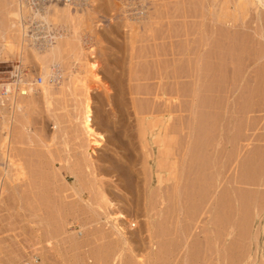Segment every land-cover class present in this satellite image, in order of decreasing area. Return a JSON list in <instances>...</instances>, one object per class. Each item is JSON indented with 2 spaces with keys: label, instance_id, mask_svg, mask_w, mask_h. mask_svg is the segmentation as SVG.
Returning a JSON list of instances; mask_svg holds the SVG:
<instances>
[{
  "label": "rangeland",
  "instance_id": "rangeland-1",
  "mask_svg": "<svg viewBox=\"0 0 264 264\" xmlns=\"http://www.w3.org/2000/svg\"><path fill=\"white\" fill-rule=\"evenodd\" d=\"M41 1L42 2H39L43 8L41 10L45 9L43 7L44 4L46 8L51 7L52 9V5L57 7L59 5L60 7L62 4L61 7L63 8L66 4H72V12L74 11V13H77L80 7H82L84 9L81 8L80 12H78L82 14H86V11L89 8H96V4H93L94 6H89L91 3L89 0H86V3L85 0H82V3L81 0H78V3L80 2L79 4L81 6L77 7L73 4L74 0H56V2L53 0L52 4L51 0ZM104 1L105 0H101L103 6L97 3V10L102 7L104 8L102 9L103 11H101V9L98 11L96 10L94 14V8L88 10L90 14L88 12L87 18L90 20L86 19V25H84L86 27L83 30L86 33L82 32V36L86 39L87 35H89L88 37L92 35L91 38L95 37L93 42H97V34L99 37L97 45H95L98 61H96V59L93 60V62H98L100 67L98 66V69L96 70V80L92 77L91 79L88 77V87L91 89L88 90L90 96L93 97L92 100L94 101V111L97 120L102 121L106 118V124L108 126L105 127V124L104 128L99 127L98 129V132L106 136L107 143L103 144V149L98 151V158L100 161L98 160L97 162L96 160V167L94 169V174L98 175V178L94 179V177H91L88 180L89 187L85 192L84 198L88 200L89 197L94 196L93 193L96 192L98 188L107 187V192L110 194L109 196L110 198L112 197L111 200L115 204L113 207L116 208H112V210L115 209L113 211L116 213L119 208H122V210L124 209V214L129 218L127 227L129 233L133 236V240L128 244L123 242L124 240L113 228L115 224L113 219L106 220L103 215H96L91 211L89 213L87 209L82 210L80 208L79 211L83 214L81 213L82 216L80 215L79 220L73 218H69L70 220L68 219L66 221L59 220V223H57L61 230L59 229L58 234L56 233V236L53 235L54 237H51L50 234H48L46 238H49L50 243L40 245L49 258L48 264H190V262L191 264H264V41L259 38L260 34L264 35V16L261 17V20L258 19L255 9H252L246 23H240L236 29H233V32H237L235 34L237 40L235 39L233 43L235 50L232 52V49H225L227 42L230 40L228 38V40L226 39L228 36L226 33H228V31L225 29L226 31L224 30V32H221L222 34L220 33L222 36L223 34L224 36L226 34L225 38H221H223L222 43L227 40L225 41L226 43H224L225 45L223 44L225 46L223 48L229 53H226L224 49H220L223 52L221 53L220 50H218V54V52L216 53L217 49L213 46L210 48L211 50L208 49L210 50V55L213 49L216 50L212 53L214 55L213 59L218 58L217 60L220 62L219 64L216 62V59L213 64L211 63L214 60H212V55L210 56L208 54L209 51L204 57L207 59V61L204 59L205 63L207 62V65L203 62L204 64L202 68L204 69L206 65L211 70L214 69V66L221 65V61H224L230 52L234 55L230 54L232 56L229 55L230 60H228L232 61V59H236L237 62L239 61L242 64L240 65L241 69L244 64L251 62L252 66L250 65L247 70L248 72H246V75L244 74L245 78L240 81L241 84L238 83L237 79L240 80L242 72L234 74H237L236 76L238 78H235L234 81L238 84L234 81L232 82L234 72L232 66L230 68L229 65H231V63L228 62L227 59L224 62V66H217L212 73L208 72L210 70L207 67L204 69L208 70L206 72L202 69L205 73L197 75V77L202 75V77H198V79L202 80L200 82V80L197 81L198 79L192 77L194 70L192 71L191 68L194 67L193 69H195V66H193L195 64H193V62L195 61L196 56L194 58V55L191 54L196 52H194L195 46H192L194 50L190 47L193 51L189 54L188 49H186L187 44H182L185 43L183 41L174 43L173 47L168 43L169 41H166L165 43L171 46L165 44L166 48L163 44H159V42H156V46L152 42L153 46H150L152 45L151 41L148 43L143 39V42H140L144 44L138 42L137 47H135L137 49L138 46L141 45L140 47H143L144 45L143 50L142 48L141 50L139 48L140 51H138V49L133 50L132 46H130L131 41H127L130 40L128 29L125 27L123 29L118 28L123 27V25L126 26L123 19L124 16L119 9L121 8L120 0H106L105 3ZM159 1L157 2V0H154V3L157 2L155 4H153V1H148V7L151 13L158 14V12H161V15H169L171 17L188 13V16H191V18L187 20V25L184 23V19L181 20V18H178V20L177 18L160 19V22L163 21V23H160L162 25H159L158 18V20H156L158 24L154 25L157 26L155 27L157 31L156 33L154 32V36H163L162 33L165 31L168 32L169 28H172L170 29L172 34H179V30L182 32L183 28H185L184 30L192 31L196 27H202V32L206 31L208 33V31L211 30V20L213 16L212 14V17L209 16L210 13L207 10L213 9V11H216L227 7L229 8V11L234 10V0H217V3H214L212 0H187L185 5L181 3L182 0ZM221 1L222 4L220 5ZM162 2H167V4L165 5ZM49 4H51V6H49ZM112 5H114V7ZM160 5L162 6V10H159L161 7ZM163 6H166V8ZM216 6H218V8ZM167 7L170 9L169 11ZM32 8H34V6ZM52 9L51 11H53ZM164 9H167L168 13L164 11ZM3 10L0 8V18L4 20L2 13H5V11L3 12ZM82 10L85 11L83 12ZM203 16H206L207 20L205 19L203 21ZM209 17H211V19ZM31 23L33 26L31 30L39 33L42 37L43 31H38V26L34 25L35 22L32 21ZM165 23H167L166 27ZM161 26L165 28L163 29ZM160 27L164 31H162ZM173 30L178 31L175 32ZM212 30L214 31V29ZM212 30L209 31V35ZM120 34H122V36H120ZM163 34L165 35L166 33ZM84 35H86V37ZM147 35L144 33V36ZM199 37L197 38V42L198 39H200ZM120 39L122 40L120 41ZM99 41L100 44H98ZM214 44L215 42L212 45ZM230 44L231 43H228V46ZM146 48H151L150 52L149 49L146 50ZM170 48L174 49L173 51L176 53L175 56L169 55L165 58L151 59L149 54L148 58L145 57L147 59L142 57L143 55L146 56L147 53H152L155 49L164 52V50L167 51V49ZM179 48H182L183 50H180ZM124 49L128 51L125 52V54L124 51L126 50ZM27 50L28 48L26 51ZM26 51L23 52V56H25L24 54H26ZM134 51L136 54H141L143 52L142 56L134 55ZM130 52H133L132 56H135L136 59L142 57L141 60H134L135 57H132V60ZM181 52L183 55H181ZM220 53L222 55V57H220L222 58L221 61L218 57L220 56ZM16 55L17 52L13 58L12 56L10 57L12 59H9L8 63L0 64V85H3L5 82H10L16 67L23 64L20 61L21 58L18 57L20 55ZM208 55L211 59L207 58ZM215 55H217V57ZM233 56L235 57L232 58ZM189 57L193 58L192 62V59ZM256 58L258 59L256 60ZM22 59L25 58L22 57ZM209 59L212 61L209 62ZM258 60L260 61L258 62ZM113 63L114 65H111ZM225 64H228L229 67L225 68ZM32 65H27L29 79L32 80L33 78L42 77L40 74H35L37 73V69ZM222 66L225 68H223L225 72L227 71V75L224 70L222 71ZM219 68H221V72L217 70ZM216 70L218 72H216ZM207 72L211 74H206ZM132 73L134 76L131 75ZM137 73L139 74L137 75ZM221 73L223 74L220 75ZM256 73H259L261 77L257 78V76H255ZM214 74L216 77L220 75L217 79L221 78L219 79L220 82L215 78V84H213L214 80L212 79L214 78ZM148 75L154 79H151ZM78 76L80 77V75ZM129 76L131 79L133 76V81L130 80ZM167 77L169 79H167ZM134 78H137V82L134 81ZM225 78L228 80H224ZM144 79L145 81H142ZM77 80L78 78L76 81ZM207 81L208 83H210V81L212 82L209 84V89L211 90L207 88ZM228 82H230L231 85ZM131 83L134 84V87ZM195 83H199L198 86L201 83L202 89L200 87L201 85L196 88V85H194ZM203 83L205 84V88ZM216 83L219 84L217 85ZM76 84V87H74L75 89L72 87L74 89L73 91H71V88V90L69 89L71 95H64L65 91L63 94H59L60 96H64V99L57 95L58 97H55L57 101L54 99V105L52 104V110L57 111L61 122L58 141H48V139H51V135L55 133V130L53 129L54 120L48 116L47 106L43 101H40L39 104L32 107V109L30 108L25 111V113L19 114V112H16V115H20L19 119L25 125L23 127L25 129L22 128L21 132V143L19 142L21 146L19 144L18 146L21 150L20 154L24 157L22 158V160H24L23 162L25 163L27 160V163H25L27 169L32 167V169L35 168L40 172V168H48L46 165L49 164L48 162L52 157L58 158V156H71L76 159V162L79 160V154L82 152H78L81 150L78 143L83 142L84 140L82 141V137L75 135V127L70 121L71 115L76 113L75 108L79 107L80 97L83 95V87L80 86V84L79 87L78 83ZM116 84L117 88H115ZM242 84H245V86ZM233 86H235L234 88L236 91ZM244 87L246 89H244ZM133 88H135V90ZM192 89L198 90L197 92L196 90L194 92ZM152 90L157 92L156 94L159 96L158 99H155L156 94L154 95V98H152L153 95H148L154 93ZM142 91L146 94L144 93V95ZM130 92L133 94L131 95ZM228 92L234 94L231 95ZM163 93H166L167 97H172V99H174V102L171 104V109H173L172 119L169 122H166L162 117L165 108ZM227 93L232 97L226 95ZM142 95L144 96L142 97ZM227 96L230 98V102L228 98H226ZM116 97L118 100H116ZM120 99L121 102L119 101ZM139 99L141 100L140 102H138ZM222 99L225 101L227 99L229 104ZM253 100L255 101L254 105L253 103L250 104ZM210 102H214L215 105L220 106L214 109V103H211L213 105L212 107ZM118 103H121L122 105ZM153 104L155 105L153 106ZM155 109L156 112L153 113ZM19 115H17V117H19ZM121 115L123 118L126 115V119H123ZM148 115L152 117H149ZM24 116L28 117L27 119L29 121L26 120ZM138 118L140 119L138 120ZM120 122H122V125ZM43 124H45V133L42 135V130H44ZM143 124L145 126H143ZM166 125L167 127H165ZM112 130L115 131L118 136L113 133ZM123 131L124 134L122 133ZM152 132L155 133L153 134ZM112 133L117 137L120 136L118 140L116 139L117 137L113 135L115 136V139L118 140L117 142H115L116 140L114 137L112 138ZM76 137H78L77 140L80 139L81 141L78 142L79 140L77 141ZM120 139H123V142ZM47 145L49 146L47 147ZM102 154L105 156L109 155V158H107L110 159L111 157L113 163L108 161L106 157L103 158L104 155ZM74 158H72V160H74ZM85 168L86 166L83 167V169L87 170ZM158 173L160 177H158ZM165 173L168 174L166 175ZM3 201L5 203L4 207H0V237L4 236L6 245L8 244V246H11L9 249H11L10 251L12 255L17 252L21 255V258L24 256L25 259L22 258L23 261H28V256L30 254L25 251L28 250L30 243H27L30 241V238L37 236L35 232H33L34 230L32 227L34 225L32 224V220H28V218H25L26 220H24V218H22V221L21 218L16 217V199L12 197L10 193L6 195V198ZM100 203L98 205H100ZM84 212H86V215H84ZM38 220L39 219H35L34 222L36 223ZM68 223H72L71 225L75 224V226H78L79 224L88 225L90 230L87 239L80 242L77 237L65 232L63 227L65 225L68 226ZM132 224L136 226H131ZM242 227L246 229V232H244L245 229ZM18 230L22 232V239L25 242V245L27 244V250L23 249L24 251H21L22 249L19 250V248L16 247V234H21ZM259 231H261V235L259 234ZM74 241H77L79 245H76ZM251 244L253 245L251 246ZM251 254L252 256H249L250 259L248 255ZM12 258L15 259L14 257ZM21 258L20 260L18 259V264L23 262Z\"/></svg>",
  "mask_w": 264,
  "mask_h": 264
},
{
  "label": "bare ground",
  "instance_id": "bare-ground-1",
  "mask_svg": "<svg viewBox=\"0 0 264 264\" xmlns=\"http://www.w3.org/2000/svg\"><path fill=\"white\" fill-rule=\"evenodd\" d=\"M52 1L51 0V4H52ZM60 1V0H59ZM78 1V0H77ZM91 3L89 6H94L93 4H96V8L95 7H92V8H89L88 10L90 9H95L94 10V14H95V11L97 10V3L101 6L102 5V2L101 0H89ZM103 1V0H102ZM106 1V0H105ZM104 1V3H105ZM108 1V0H107ZM148 1H153V4L157 3L159 0H157V2L154 3V0H120L121 2V8H119L118 10L122 13V15L124 16V23L126 24V26L123 25V27H118L120 29H123L124 27L128 29V32H129V36H130V40H127V41H131V45L132 46V49L133 50H137L140 51L141 48L143 50V47H140L138 46V48L136 49L135 47H137L138 45V42L142 41L143 42V39L146 41V42H150L151 43L153 42L156 46V42H159V44H163L164 47H166V45H169L167 43H165L166 41H169L168 43H170V45H172L173 47V44L174 43H179L178 41H183L185 43H182V44H187V48L188 49V52L190 54V52H192L194 49L193 47L195 46V50H194V54H191V55H194V58H195V61L193 62V66H195V69H193L194 67H192V71H193V76L191 74L192 77H195L196 79H198L199 76L202 77V75H199L197 77L198 74H202V73H205L206 71L208 70H204L206 69L205 67L208 68V66H206L207 62L205 63L204 59L207 61L206 58H204L208 53L209 51V55H210V48L213 46L215 49H217V51L215 49L212 50L211 52V55H212V60H210V56L208 55L207 58H210L208 61H212L211 63L213 64V62H215V59H216V62H218V58H215L213 59V54L214 53L213 51L215 50L216 53L218 52L219 54V51L220 49H224L223 47H225L224 43H226L225 41H227L228 39H230L227 44H226V47L225 49L227 48V50H231L234 51V46H233V43L235 41V39L237 40V38H235V34L237 32H233V29H236V27L242 23V24H245L246 23V20L247 18L249 17V15L251 14L252 12V9H255L256 11V16L258 17V19H262L261 17L264 16V0H234V10L233 11H229V8H221L220 10H216V11H213V9L211 10H207L210 14L209 16H211L212 14V25L211 24V30L214 29V31L212 30V34L210 33V35L206 32V31H203L201 30L200 27H196L195 29H193L192 31L191 30H184L185 28L182 29V32L179 30V34H172L171 33V30L172 28H169L167 27L168 29V32H163V33H166L165 35L162 33L163 36L161 35H158V36H154V32L156 33V28L157 26H154L155 24H158V22L156 20H158L159 18V25H162L160 23H163L160 22V19L163 20V19H169V18H181V20L184 21V23H188V19L191 18V16H188L189 14H180V15H176L175 17L174 16H169L167 13V9L164 11H166L167 15L168 16H163L161 15L162 13L158 12V15L157 13L153 14L150 12V9L148 7ZM163 1V0H162ZM166 1V0H164ZM170 1V0H169ZM172 1V0H171ZM176 1V0H175ZM181 1V0H179ZM205 1V0H204ZM214 1V3H217L218 1L217 0H212ZM229 1V0H228ZM42 2V1H40ZM46 2V1H44ZM49 2V1H48ZM56 2V0L54 1ZM53 2V3H54ZM87 1L85 0V3ZM161 2V0L159 1ZM187 0H182V4H186ZM220 2V1H219ZM62 3H64L62 1ZM81 3H82V0H81ZM84 3V2H83ZM103 3V4H104ZM151 3V2H150ZM164 3L165 5L167 4V2H162ZM170 3V2H169ZM168 3V4H169ZM190 3V1H189ZM188 3V4H189ZM206 3V2H205ZM40 4V3H39ZM51 4H49V6H51ZM59 4V3H57ZM56 4V5H57ZM89 4V2H88ZM111 4V2H110ZM161 4V3H160ZM174 4V3H173ZM187 4V5H188ZM199 4V3H198ZM222 4V1L220 3V5ZM226 4V3H225ZM41 5V4H40ZM45 5V4H44ZM43 7L45 8L44 10H41L43 9L42 6H41V9H36V10H30L27 8V4L24 2V0H0V8H2L3 12L5 11V13H2L3 14V17H4V20L2 18H0V64H3V63H8L9 62V59H12L13 56L16 54L17 52V55L19 54L20 56H18L19 58H21V62L23 63V67L27 70V65H34L37 69V73L35 74H40L42 77V80L43 82L40 84V85H37V84H34L33 86H30V90L29 92L27 93H23V95H15L11 98V100H7V98H5L4 96H2V93H1V89L3 87V85H0V207H4V199L6 198V195L7 194H11L12 197H14L16 199V205H15V215L16 217H19L21 218V220L23 221L22 218H24V220H26L25 218H28V220H32V224L34 225L32 228H33V232H35V234L37 236L35 237H32L30 238V241H29L27 244L30 243V246L29 248L26 247L25 245V242L23 241V235H22V232L18 230V232H21V234H16V247L20 249H22L21 251H24L23 249L27 250L26 248H28L27 251L25 252H29V260L30 262L34 263V264H48L49 262V258L47 256V254L45 253L44 250H42L41 248V244H44V243H50L49 241V238H46L48 234H50L51 237H54L56 236L55 234L57 233L58 234V231L60 229V226H58V221L60 220H63V221H66L68 220L69 218H73V219H77L79 220L80 219V215L82 216V214L80 213L79 209L81 208L82 210L84 209H87L90 213V211L93 213V214H96V215H103L105 217L106 220H109V219H113L115 221V224L113 226V228L117 231L118 235H120V237L124 240L123 242L125 244H128L131 242V240H133V236L129 233V229L127 227L128 225V219L127 218L128 216H126L124 214V209L122 210V208H119L118 211L115 213V210L116 208L113 207L115 204L114 202L111 200L110 198V194H108L107 192V187H100L96 190V192H94V196L93 197H89L88 200H86L84 198L85 196V192L88 190V187H89V183H88V180L91 178V177H94V179H97L98 178V175L94 174V169L96 167V160L98 162V160L100 161V159L98 158L99 157V152L101 149H103V144L107 143V139H106V136L104 134H101L100 132H98V129L99 127L100 128H104L105 124L107 123L106 122V118H104L102 121L100 120H97L96 118V114H95V111H94V101L92 100L93 97L90 96L89 94V90L90 89L88 87V83H89V78L91 79L94 78L95 80L97 79V72L96 70L98 69V62H93V60H96L97 59V49L95 47V45H97V42L99 40V37H98V34H97V37L98 40L97 42H93L94 38H91L88 37L89 35H87V39L84 38L82 36V32H84L83 30L85 29L86 26V19L87 16H88V10L86 11L87 13L86 14H82V13H78L80 12V9L82 7H80L79 11L77 9V13L74 11L72 12V9H71V5L72 4H66L64 3L65 7L63 6V8L58 7L57 6H53V9L51 7H47L44 6ZM55 5V4H54ZM87 5V4H86ZM151 5V4H150ZM177 5V4H176ZM200 5V4H199ZM215 5V4H214ZM48 6V5H47ZM81 6V5H80ZM85 6V5H84ZM114 7V5H112ZM152 6V5H151ZM159 6V4H158ZM161 6V5H160ZM168 6V5H167ZM204 6V5H203ZM202 6V7H203ZM213 6V5H212ZM76 7V6H75ZM99 7V6H98ZM166 8V6H163ZM178 7V6H177ZM218 8V6H216ZM220 7V6H219ZM226 7V6H225ZM231 7V6H230ZM53 11H51V9ZM74 8V7H72ZM79 8V7H78ZM87 8V7H85ZM112 8V7H111ZM155 8V7H153ZM157 8V7H156ZM176 8V7H175ZM181 8V7H180ZM185 8V6H184ZM183 8V9H184ZM214 8V7H213ZM50 9V10H49ZM75 9V8H74ZM84 9V8H82ZM101 11H103L102 9L104 8H100ZM98 8V10H100ZM158 9V8H157ZM162 10V6L159 8V10ZM86 10V9H85ZM84 10V11H85ZM97 10V11H98ZM158 10V11H159ZM170 9H168L169 11ZM177 10V9H175ZM83 11V10H82ZM83 11V12H84ZM93 11V10H92ZM111 11V10H110ZM118 11V13H119ZM178 11V10H177ZM176 11V13H177ZM185 11V10H184ZM188 11V10H187ZM186 11V12H187ZM205 11V10H204ZM112 12V11H111ZM110 12V13H111ZM171 12V11H170ZM169 12V13H170ZM185 12V13H186ZM93 13V12H92ZM101 13V12H100ZM109 13V14H110ZM172 13V12H171ZM1 14V12H0ZM90 14V12H89ZM157 14V15H156ZM171 15H175V14H171ZM104 16V15H103ZM157 16V17H156ZM198 16V15H197ZM208 16V15H207ZM205 17V18H204ZM211 17H209L211 19ZM121 18V17H120ZM119 18V20H120ZM198 19V18H197ZM207 20L206 16H203V21L204 20ZM26 20H30L31 22H35V23H38L40 25L43 26V29L47 32V36H44L43 38H41V42H36L35 40L34 41H30L28 40L27 38V35H26V30L24 28L25 27V21ZM90 20V19H88ZM94 20V19H93ZM92 20V21H93ZM209 20V19H208ZM118 21V20H117ZM123 21V20H122ZM180 21V20H179ZM187 21V22H186ZM166 22V21H164ZM173 22V21H172ZM191 22V21H190ZM180 23V22H179ZM178 23V24H179ZM182 23V22H181ZM200 23V22H199ZM210 23V21H209ZM34 24V23H33ZM106 24V23H105ZM119 24V23H118ZM166 24L165 23V27H166ZM176 24V23H175ZM35 25V24H34ZM92 25V24H91ZM171 25V24H170ZM183 25V24H182ZM187 25V24H186ZM199 25V24H198ZM31 26H32V23H31ZM118 26V25H117ZM121 26V24H120ZM168 26V25H167ZM192 26V25H191ZM203 26V25H202ZM216 27V28H213V27ZM243 26V25H242ZM37 27V26H36ZM163 28V26H161ZM160 27V28H161ZM164 27V28H165ZM189 27V26H188ZM161 28L162 31H164L163 29ZM179 28V27H178ZM190 28V27H189ZM37 29V28H36ZM35 29V30H36ZM97 29V28H96ZM105 29V28H104ZM227 30L228 33V36L226 37V34L224 36L220 35V33L224 30ZM44 30H41L39 29L38 31H43ZM116 30V29H115ZM119 30V29H118ZM126 30V29H125ZM184 30V31H183ZM225 30V31H226ZM90 31V30H89ZM117 31V30H116ZM124 31V30H123ZM175 31V30H173ZM178 31V30H176ZM175 31V32H176ZM121 32V31H120ZM125 32V31H124ZM160 32V30H159ZM174 32V33H175ZM244 32V31H243ZM41 33V32H40ZM86 33V32H84ZM88 33V32H87ZM92 33V32H91ZM123 33V32H122ZM144 33L145 35L147 36H144ZM207 33V34H206ZM247 33V32H246ZM89 34V33H88ZM118 34V32H117ZM115 34V35H117ZM125 34V33H124ZM128 34V33H127ZM142 34V35H141ZM222 34V33H221ZM94 35V34H93ZM142 37H141V36ZM199 35V36H197ZM86 37V35H84ZM100 36V35H99ZM120 36H122V34H120ZM140 36V38H139ZM196 36V37H195ZM253 36V35H252ZM41 37V36H40ZM200 38L198 39V42H197V38ZM221 37H226L227 40L223 42V38ZM245 37V36H244ZM261 39H263L264 41V35L263 34H260V37ZM86 39V40H85ZM116 39V38H115ZM250 39V38H249ZM122 39H120L121 41ZM119 41V40H117ZM140 42V43H142ZM198 44H197V43ZM215 42L214 45H212L213 43ZM242 42V41H241ZM153 43L152 45L150 46H153ZM180 43V44H181ZM228 43H231L229 46H228ZM251 43V42H250ZM100 44V41L99 43ZM144 44V43H142ZM158 44V45H159ZM166 44V45H165ZM179 44V45H180ZM181 44V45H182ZM224 44V45H223ZM169 45V46H170ZM177 45V44H176ZM223 45V46H222ZM251 45V44H250ZM124 46V45H123ZM122 46V47H123ZM168 46V47H169ZM178 46V45H177ZM193 46V47H192ZM228 46V47H227ZM160 47V46H159ZM171 47V46H170ZM179 47V46H178ZM193 50H191V48ZM230 47V48H229ZM28 48V50L26 51V49ZM116 48V47H115ZM125 48H126V45H125ZM140 48V50H139ZM167 48V47H166ZM30 49V50H29ZM128 49V48H127ZM131 49V50H132ZM149 49V48H148ZM146 48V50H148ZM151 49V48H150ZM150 49H149V52H150ZM160 49V48H159ZM180 49V48H179ZM182 49V48H181ZM180 49V50H181ZM210 49V50H208ZM224 49V51H225ZM107 50V49H106ZM126 50V49H124ZM132 50V51H133ZM162 50V49H161ZM174 49L173 48H170V49H167L163 51H159L157 49H155V51H153L152 53H147L146 56L143 55L142 56V53H138L136 54L135 51H134V55H140L142 57H147L149 56L150 54V58H156V59H159L161 57L165 58V57H168L169 55H173L175 56L176 53L173 51ZM183 50V49H182ZM26 51L24 54L25 56H23V52ZM113 51V50H112ZM116 51V50H115ZM120 51V50H119ZM177 51V50H176ZM19 52V53H18ZM118 52V50H117ZM125 52H128L127 50L124 51V54ZM145 52V51H144ZM220 52L222 53L223 51L220 50ZM226 53L228 51H225ZM224 52V53H225ZM230 54H233L231 53ZM119 53V52H118ZM131 53V52H130ZM129 53V54H130ZM133 53V52H132ZM130 54L131 58L132 57H135V56H132L133 54ZM179 53V52H178ZM177 53V54H178ZM187 53V52H186ZM220 53V56L219 59L221 61L222 58V55ZM229 53V52H228ZM117 54V53H116ZM122 54V53H121ZM185 54V53H184ZM217 54V55H218ZM229 54V55H230ZM16 55V56H17ZM181 55H183V53L181 52ZM189 55V56H191ZM217 55H215L217 57ZM228 55V56H229ZM234 55V54H233ZM12 56V58H10ZM126 56V55H125ZM129 56V57H130ZM226 56V54H225ZM225 56L223 55V57L225 58ZM227 56V57H228ZM232 56V55H230ZM230 56L226 59L228 60L230 58ZM18 57H16L17 59H19ZM25 58V59H22ZM138 57V56H137ZM140 59H135L134 60H141ZM192 57V56H191ZM189 57V58H191ZM235 56H233L232 58H234ZM99 58V57H98ZM104 58V57H103ZM111 58V57H110ZM143 58V59H144ZM145 58V59H147ZM231 58V59H232ZM129 59V58H128ZM150 59V60H151ZM187 59V58H185ZM191 62L193 61V58H191ZM224 61H221V65L224 66ZM258 58H256L257 60ZM133 60V58H132ZM161 60V59H160ZM230 60V59H229ZM231 63L230 68L232 66V69H233V75L235 73L238 74V72H242V76L240 77V80H238L237 78V74L234 75L233 77V80L232 82L234 81V79L236 78L238 83H240V81L244 80V76L246 75V72H248V68L249 66L252 64L251 62L250 63H246L243 65L242 69L240 68V65H242L239 61L237 62V60L235 59H232V61H229ZM67 61V62H66ZM98 61V59L96 60ZM152 61V60H151ZM157 61V60H156ZM163 61V60H162ZM179 61V60H178ZM260 60H258L259 62ZM19 62V63H21ZM107 62V61H106ZM133 62V61H131ZM130 62V64H131ZM147 62V61H145ZM206 64L204 69L202 68L203 67V64L204 63ZM226 62V63H228ZM257 62V61H256ZM68 63V64H66ZM105 63V62H104ZM120 63V62H119ZM135 63V62H133ZM166 63V62H165ZM210 63V65H212ZM220 62H218L219 64ZM223 63V64H222ZM228 63V64H230ZM255 63V62H254ZM66 64V65H65ZM110 64V63H109ZM129 64V63H128ZM209 64V63H208ZM228 64H225V68L229 67ZM32 65V66H33ZM105 65V64H104ZM111 65H114L111 64ZM132 65V64H131ZM167 65V64H166ZM209 65V67H210ZM216 65V63H215ZM221 65H216L217 66H221ZM19 66V65H18ZM33 66V67H34ZM106 66V65H105ZM133 66V65H132ZM137 66V65H136ZM144 66V65H143ZM168 66V65H167ZM183 66V65H182ZM192 66V65H191ZM222 66V71L225 69L224 67ZM252 66V65H251ZM100 67V66H99ZM213 67V65H212ZM216 67L214 66V71L216 69ZM140 68V67H139ZM211 68V67H210ZM224 68V69H223ZM251 68V67H250ZM100 69V68H99ZM110 69V68H109ZM190 69V70H191ZM205 71H203V70ZM209 69V68H208ZM221 68L217 69L219 70V72H221L220 70ZM241 69V71H240ZM264 69V68H263ZM210 71L208 72H211L213 70L209 69ZM216 70V72H218ZM227 70V69H226ZM258 70V69H257ZM29 71V70H28ZM36 71V70H35ZM123 71V70H122ZM191 71V72H192ZM213 71V72H214ZM259 71V70H258ZM138 72V71H137ZM141 72V71H140ZM190 72V73H191ZM206 73V74H211V73ZM225 72V70H224ZM223 72V73H224ZM227 72V71H226ZM225 72V74L227 75V73ZM122 73V72H121ZM120 73V74H121ZM130 73V72H129ZM143 73V72H142ZM223 73H221L220 75H222ZM34 74V75H35ZM103 74V73H102ZM107 74V73H106ZM139 73H137L138 75ZM145 74V73H144ZM143 74V75H144ZM151 74V73H150ZM161 74V73H160ZM215 74H218V73H215ZM214 74V75H215ZM245 74V75H244ZM30 75H33V74H30ZM80 75V77L78 76ZM131 75L134 76V74L132 73ZM159 75V74H158ZM157 75V76H158ZM163 75V74H162ZM212 78L214 80V83L215 84V78L216 80L219 81V79H217L219 76L216 77V75ZM38 76V75H37ZM78 76V77H76ZM118 76V75H117ZM116 76V78H117ZM124 76V75H123ZM133 76H132V79H133ZM136 76V75H135ZM151 79H154L152 78L150 75H148ZM160 76V75H159ZM184 76V75H183ZM212 76V75H211ZM236 76V77H235ZM257 78L258 77H261L259 75V73H256ZM27 77L29 78V74L27 75ZM104 77V76H103ZM102 77V78H103ZM130 77V76H129ZM200 77V78H201ZM209 77V76H207ZM78 78V80L76 81V79ZM120 78H121V75H120ZM181 79H183L182 77H180ZM194 78V79H195ZM243 78V79H242ZM263 78V76H262ZM36 78H33V80H35ZM130 77V80L133 81ZM135 79V78H134ZM137 79V78H136ZM136 79L134 80L135 82ZM140 79V77H139ZM138 79V81H139ZM167 79H169L167 77ZM180 79V80H181ZM227 78H225L224 80H226ZM118 80V79H117ZM123 80V78H122ZM200 79H198L197 81H199ZM211 80V79H210ZM228 80V79H227ZM230 80V81H231ZM246 80V79H245ZM264 80V79H263ZM31 81V82H32ZM92 81V80H91ZM108 81V80H107ZM130 81V82H131ZM142 81H145L142 80ZM141 81V82H142ZM148 81V80H147ZM154 81V80H153ZM196 81V82H197ZM202 80H200L201 82ZM216 81V82H218ZM78 83V86L80 84V86L83 87V95H81V99H80V102H79V107H76L75 108V111L76 113L71 115V124L74 125L75 127V135H78V137H82L81 140L83 142H80L81 140L76 137V140L80 143H78L80 149L82 150H79L78 152H82L80 153L79 155V160L76 162V159L74 157H71V156H61L58 158L57 157H52L50 158L49 160V164L46 165L48 168L44 169H41L40 168V172L39 170H36L35 168L32 169V167H30L29 169H27L26 167V164L27 163L25 161V163L23 162L24 160H22V158H24L20 152V148L18 146V144L20 145V141H21V132H22V128L25 126L22 121L19 119L20 118V113H25V111L29 110L30 108L32 109V107H35L39 104L40 101H43L45 103V105L47 106V111H48V116L51 117L53 120H54V123H53V129L55 130V133L53 135H51V139H48V141L50 142H55L56 140L58 141L59 140V132H60V127H61V122H60V119L58 117V113L56 110H52L53 108V101L54 99H56L55 97L58 95L60 96L61 93L64 95H71L70 92L73 91L76 87V83ZM96 82V81H95ZM109 82V81H108ZM129 82V83H130ZM134 82V83H135ZM206 82V81H205ZM220 82V81H219ZM226 82V81H225ZM235 82V81H234ZM6 83V82H5ZM98 83V82H97ZM118 83V82H117ZM133 83V82H132ZM131 83V84H132ZM208 83V81H207ZM206 83V84H207ZM210 83H212L210 81ZM208 83V89H209V84ZM227 83V82H226ZM230 83V82H228ZM236 84H238L237 82H235ZM4 84V83H3ZM125 84V83H124ZM137 84V83H135ZM153 84V83H152ZM163 84V83H162ZM193 84V83H192ZM199 83H195L194 85H196V88L199 87L201 85L198 86ZM204 84V83H203ZM217 84V83H216ZM219 84V83H218ZM217 84V85H218ZM241 84V83H240ZM111 85V84H110ZM120 85V84H119ZM130 85V84H129ZM134 84H132L133 86ZM142 85V84H141ZM193 85V86H194ZM212 85V84H211ZM231 85V83H230ZM232 85H235V84H232ZM243 86H245V84H242ZM263 85V84H262ZM77 86V87H78ZM79 86V87H80ZM153 86V85H152ZM216 86V85H215ZM223 86V85H222ZM241 86V85H240ZM74 89H73V88ZM111 87V86H110ZM129 87V86H128ZM134 87V86H133ZM149 87V85H148ZM155 87V86H154ZM201 89H202V85L200 86ZM218 87V86H217ZM230 87V86H229ZM235 86H233L234 88ZM72 90H71V89ZM115 88H117V84L115 86ZM194 88V87H192ZM204 88H205V84H204ZM212 88V87H211ZM216 88V87H215ZM243 88V87H242ZM68 89V91H67ZM69 89L71 91H69ZM130 89V88H129ZM135 90V88H133ZM144 89V88H143ZM142 89V90H143ZM150 89V88H149ZM148 89V90H149ZM152 89V88H151ZM207 89V90H208ZM229 89V88H228ZM237 89V88H236ZM244 89H246L244 87ZM82 90V89H81ZM91 90V89H90ZM193 90V89H192ZM196 92L198 89H195ZM195 90H193L195 92ZM206 90V91H207ZM211 90V89H209ZM235 90V88H234ZM233 90V92H234ZM240 90V88H239ZM237 90V91H239ZM79 91V90H77ZM123 91V90H122ZM127 91V90H126ZM125 91V92H126ZM154 92V90H152ZM169 91V90H168ZM205 91V93H206ZM236 91V90H235ZM69 92V93H68ZM93 92H94V89H93ZM132 92V91H131ZM130 94L132 95L133 93ZM136 92V91H134ZM68 93V94H67ZM80 93V92H79ZM122 93V92H121ZM124 93V92H123ZM142 93L144 94L145 92L142 91ZM157 92H154V93H150L148 95H153L152 98H154L155 94ZM171 93V92H169ZM230 93V92H228ZM226 94L230 97H232L231 95H233L232 93H230L231 95L229 94ZM244 93V92H243ZM255 93V92H254ZM60 94V95H59ZM73 94V93H72ZM139 94V93H137ZM146 94V93H145ZM144 94V95H145ZM195 94V93H194ZM197 94V93H196ZM253 94V93H252ZM77 95V94H76ZM109 95V94H108ZM116 95V93H115ZM121 95V94H120ZM128 95V93H127ZM142 95V97L144 96ZM167 94L166 93H163V99H164V102H165V108H164V112H163V119L166 121V122H169L171 119H172V110L171 109V104L172 102H174L172 99V97H167L166 96ZM57 96V97H58ZM100 96V95H99ZM111 96V95H110ZM125 96V95H123ZM135 96V95H134ZM140 96V95H139ZM195 96V95H194ZM209 96V94H208ZM228 96L226 98H228ZM253 96V95H252ZM63 98L64 96H60V98ZM66 97V96H65ZM97 97V96H96ZM95 97V98H96ZM103 97V96H102ZM122 97V96H121ZM161 97V96H160ZM210 97V96H209ZM208 97V98H209ZM212 97V96H211ZM254 97V96H253ZM252 97V98H253ZM59 98V99H60ZM68 98V97H67ZM71 98V97H70ZM69 98V99H70ZM135 98V97H134ZM159 96L156 94V97L155 99H158ZM58 99V100H59ZM64 99V98H63ZM211 99V98H210ZM230 98H228L229 100ZM66 100V99H65ZM64 100V101H65ZM116 100L117 97H116ZM224 100V99H222ZM228 100L226 99V103L229 104ZM256 100V99H255ZM57 101V99H56ZM55 101V102H56ZM71 101V100H70ZM100 101V100H99ZM115 101V99H114ZM121 102V99L119 100ZM125 101V100H124ZM126 101H129V100H126ZM138 101V100H137ZM141 100L139 99L138 102H140ZM209 101V100H207ZM252 101V99H251ZM259 101V100H258ZM54 102V103H55ZM62 102V101H61ZM133 102V101H132ZM254 100L253 102H250V104L253 103L254 105ZM257 102V101H256ZM66 103V102H65ZM99 103V102H98ZM128 103V102H126ZM147 103V102H145ZM144 103V104H145ZM153 103V102H151ZM156 103V102H155ZM212 102H210L211 104ZM214 103V102H213ZM212 103V104H213ZM225 103V104H226ZM259 103V102H258ZM53 104V105H52ZM56 104V103H55ZM116 104V103H115ZM118 104H121V103H118ZM209 104V102H208ZM211 106L213 107V105H215V103ZM233 104V102H232ZM122 105V104H121ZM130 105V104H129ZM140 105V104H138ZM155 104H153L154 106ZM163 105V104H162ZM234 105V104H233ZM249 105V104H248ZM259 105V104H258ZM134 106V105H133ZM132 106V107H133ZM152 106V108H153ZM220 106V105H219ZM218 105H215L214 106V109L215 108H218L219 107ZM252 106V105H250ZM104 107V106H103ZM102 107V108H103ZM124 107V106H123ZM136 107V106H135ZM134 107V108H135ZM209 107V106H208ZM122 108V107H121ZM139 108V107H138ZM159 108V107H158ZM116 109V108H115ZM102 110V109H101ZM121 110H124V109H121ZM120 110V112H121ZM136 110V109H135ZM140 110V109H139ZM154 110V109H153ZM212 110V109H210ZM67 111V110H66ZM113 111V110H112ZM116 111V110H115ZM158 111V110H157ZM216 111V110H215ZM16 112H19V117H17L16 115ZM37 112V111H36ZM147 112V111H146ZM156 112V109L155 111H153V113ZM210 112V111H209ZM109 113V112H108ZM118 113V111H117ZM124 113V112H123ZM140 113V112H139ZM160 113V112H159ZM28 114V113H27ZM131 114V113H130ZM150 114V113H149ZM137 115V113H136ZM151 115V114H150ZM216 115V114H215ZM115 116V115H114ZM122 116V115H121ZM126 116V115H125ZM124 116H122L123 119H126ZM128 116V115H127ZM130 116V115H129ZM138 116V115H137ZM145 116V115H144ZM149 116V115H148ZM156 116V115H155ZM212 116V115H211ZM25 117V116H24ZM100 117V116H98ZM108 117V116H107ZM140 117V116H139ZM149 117H152V116H149ZM154 117V116H153ZM213 117V116H212ZM26 120H28L27 118L28 117H25ZM103 118V117H102ZM110 118V116H109ZM121 118V119H122ZM122 119V120H123ZM140 118H138L139 120ZM212 120V119H211ZM29 121V120H28ZM27 121V122H28ZM100 121V122H99ZM124 121V120H123ZM158 121V120H157ZM163 121V120H162ZM131 122V121H130ZM145 122V121H143ZM213 122V121H212ZM122 122H120L121 124ZM163 123V122H162ZM145 124V123H144ZM143 124V126H145ZM148 124V123H147ZM154 124V123H153ZM210 124V123H209ZM217 124V122H216ZM44 125V130H42V135L45 133V124ZM42 125V126H43ZM122 125V124H121ZM120 125V126H121ZM126 125V124H125ZM155 125V124H154ZM162 125V124H161ZM118 126V125H117ZM129 126V125H128ZM164 126V125H163ZM170 126V125H169ZM105 127H108L107 124ZM122 127V126H121ZM119 127V128H121ZM152 127V126H151ZM167 127V125L165 126ZM218 127V126H217ZM43 128V127H42ZM70 128V127H69ZM146 128V127H145ZM155 128V127H154ZM25 129V128H23ZM47 129V128H46ZM123 129V128H122ZM214 129H215V126H214ZM121 130V129H120ZM151 130V129H150ZM211 130H212V127H211ZM220 130V128H219ZM41 131V129H40ZM47 131V130H46ZM107 131V130H106ZM113 131V130H112ZM122 131V130H121ZM130 131V130H129ZM210 131V130H209ZM221 131V130H220ZM109 132V131H108ZM117 132H118V129H117ZM120 132V131H119ZM147 132V130H146ZM41 133V132H40ZM113 133H115V131H113ZM112 133V138L114 137L115 139V136L118 134H113ZM121 133V132H120ZM124 134V131L122 132ZM153 133V132H152ZM155 133V132H154ZM153 133V134H154ZM49 134V133H48ZM123 134H119V135H123ZM221 134V133H220ZM223 134V133H222ZM107 135V134H106ZM115 135V136H113ZM134 135V134H133ZM152 135V134H151ZM214 135V134H213ZM116 136V137H117ZM141 136V135H140ZM147 136V135H146ZM221 136V135H220ZM120 137V136H119ZM119 137H117L116 139H118ZM123 137V136H121ZM133 137V136H132ZM154 137V136H153ZM86 138V139H85ZM115 139V140H116ZM130 139V138H129ZM147 139V138H146ZM119 140V139H118ZM118 140H116L115 142H117ZM121 140V139H120ZM123 140V139H122ZM121 140V141H122ZM218 140V139H217ZM113 141V140H112ZM20 142V143H19ZM44 142V141H43ZM49 142V143H50ZM85 142V143H84ZM123 142V141H122ZM126 142V141H125ZM42 143V142H41ZM47 143V142H46ZM48 143V144H49ZM127 143V142H126ZM147 143V142H146ZM51 144V143H50ZM49 144V145H50ZM53 144V143H52ZM85 144V145H84ZM47 145V147L49 146ZM83 145V146H81ZM127 145V144H126ZM149 145V144H148ZM217 145V144H216ZM21 146V145H20ZM44 146V145H43ZM77 146V145H76ZM124 147V146H123ZM122 147V148H123ZM215 147V146H214ZM220 147V146H219ZM127 149V148H126ZM48 151V150H47ZM50 151V149H49ZM168 151V150H167ZM128 153V152H127ZM130 153V152H129ZM162 153V152H161ZM105 154V153H104ZM102 154V155H104ZM101 155V156H102ZM107 155V154H106ZM167 155V154H166ZM53 156V154H52ZM73 156V155H72ZM109 155L107 156H103V158H107ZM154 156V155H153ZM48 157V155H47ZM46 157V158H47ZM77 157V156H76ZM135 157V156H134ZM72 158H74V160H72ZM109 158V157H108ZM107 158V159H108ZM39 159V158H38ZM149 159V158H148ZM30 160V159H29ZM111 157L110 159H108V161H110L111 163H113L111 161ZM154 160V158H153ZM34 161V160H33ZM42 161V160H41ZM115 161V160H114ZM166 161V160H165ZM40 162V161H39ZM106 162V161H105ZM29 163V161H28ZM151 163V162H150ZM43 164V162H42ZM45 164V162H44ZM115 164V163H114ZM112 164V165H114ZM163 165V164H162ZM165 165V164H164ZM171 165V164H170ZM29 166V165H28ZM43 166V165H42ZM85 169L87 170H84L83 167H85ZM115 166V165H114ZM165 167V166H164ZM163 169V168H162ZM165 169V168H164ZM104 170V169H103ZM171 170V169H170ZM173 170V169H172ZM156 172V171H154ZM166 174V173H165ZM168 174V173H167ZM166 174V175H167ZM102 175V174H101ZM100 175V177L102 178V176ZM156 175V174H155ZM159 175V173H158ZM170 175V174H169ZM168 175V176H169ZM173 175V174H172ZM160 177V175L158 176ZM173 177V176H172ZM147 178V177H146ZM126 179V178H125ZM136 180V179H135ZM160 180V179H159ZM169 180V178H168ZM127 181V180H126ZM166 182V180H165ZM106 184V183H105ZM128 184V183H127ZM218 185V184H217ZM219 188V187H218ZM134 189V188H133ZM135 190V189H134ZM92 194V193H91ZM118 194V193H117ZM136 196V195H134ZM122 198V197H121ZM120 198V199H121ZM140 198V197H139ZM95 201L93 202L92 201ZM119 199V198H118ZM130 201V200H129ZM100 205H98L99 203ZM134 202V201H133ZM133 204V203H132ZM112 208H115L112 210ZM264 211V209H263ZM127 212V211H126ZM88 213V212H87ZM205 213V212H204ZM263 213V212H262ZM84 215H86V212H84ZM245 215V214H244ZM130 216V214H129ZM200 217V216H199ZM257 217V216H256ZM103 218V217H102ZM35 219H39L38 222H34ZM247 219V218H246ZM70 220V219H69ZM205 221V220H204ZM247 221V220H246ZM261 221V220H260ZM58 222V223H57ZM76 222V220H75ZM245 222V221H244ZM132 223V222H131ZM211 223V222H210ZM69 224V225H68ZM67 225L68 226H64L63 229L65 230V232H67L68 234L70 235H74V237H77V239L81 241H84L87 239V236H88V233H89V227L88 225H85V224H79L78 226H75V224L71 225L70 223H68ZM110 225V223H109ZM131 226H136L134 224H132ZM130 226V227H131ZM244 226V225H243ZM247 226V225H246ZM23 227V226H22ZM260 227V226H259ZM263 227V226H261ZM19 228V227H18ZM112 228V227H111ZM132 228V227H131ZM244 228V227H242ZM254 228V227H253ZM252 228V229H253ZM17 229V228H16ZM23 229V228H22ZM113 229V230H114ZM149 229H153V228H149ZM245 229V228H244ZM243 229V230H244ZM262 229V228H261ZM61 230V229H60ZM148 230V229H147ZM246 232V229L245 231ZM261 231H259V234H260ZM253 233V231H252ZM264 233V232H263ZM233 234V233H231ZM54 235V236H53ZM252 235V234H251ZM261 235V234H260ZM259 235V236H260ZM255 238V237H254ZM190 239V238H189ZM260 240V239H258ZM260 242V241H259ZM263 242V240H262ZM74 243L76 245H79V243L77 241H74ZM253 243V242H251ZM253 244H251L252 246ZM263 245V244H262ZM11 246H8V244L6 245L5 243V238L4 236L0 237V264H18L20 258H21V255L19 253H15V254H11V249H9ZM260 247V246H259ZM258 247V248H259ZM252 248V247H251ZM255 249V248H253ZM252 250V249H251ZM20 251V252H21ZM254 251V250H253ZM257 251V250H256ZM260 251V250H259ZM258 252V251H257ZM250 254V253H249ZM259 254V253H258ZM249 256H252L251 255H248ZM12 257H14L16 259H13ZM259 257V256H257ZM261 257V256H260ZM24 258V256L22 257ZM21 258V259H22ZM250 258V257H249ZM25 259V258H24ZM251 259V258H250ZM28 260V261H29ZM117 260V259H115ZM263 260V259H262ZM15 261V262H14ZM23 261V259H22ZM143 261V260H142ZM26 261H23L22 263H24ZM21 263V264H22ZM175 263V262H174ZM117 264V263H116ZM191 264V262H190ZM195 264V263H194Z\"/></svg>",
  "mask_w": 264,
  "mask_h": 264
},
{
  "label": "built area",
  "instance_id": "built-area-1",
  "mask_svg": "<svg viewBox=\"0 0 264 264\" xmlns=\"http://www.w3.org/2000/svg\"><path fill=\"white\" fill-rule=\"evenodd\" d=\"M41 0H24V2L27 4V8L32 10H36V9H41V5L39 4ZM75 1V2H74ZM73 4L77 7L80 6V2L78 3V1L74 0ZM88 1V0H87ZM34 6V8H32ZM25 27L24 28L26 30V35L28 40L32 41H36L41 42V38H43L44 36H47V32L43 29V26L35 23V25L38 26V29H43L44 32L42 33L43 36L39 37L41 35H39V33L34 32V30H31L33 28V26L30 25L31 21L30 20H26L25 21ZM27 70L23 67V65L17 66L14 73H13V77L11 78L10 82L4 83L3 87L1 89V93L2 96H4L5 98H9L11 99L13 96L15 95H23V93H27L30 90V86H33L34 84L40 85L42 83V78L41 77H37L35 80H30L27 77ZM32 81V82H31ZM22 264H34L30 261H26Z\"/></svg>",
  "mask_w": 264,
  "mask_h": 264
}]
</instances>
